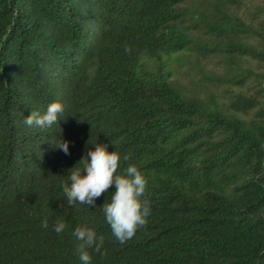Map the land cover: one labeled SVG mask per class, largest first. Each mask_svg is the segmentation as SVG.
Here are the masks:
<instances>
[{
  "label": "trees",
  "instance_id": "obj_1",
  "mask_svg": "<svg viewBox=\"0 0 264 264\" xmlns=\"http://www.w3.org/2000/svg\"><path fill=\"white\" fill-rule=\"evenodd\" d=\"M194 1L0 0V264H81L78 226L104 237L91 264H264V23H239L253 43L225 42L229 0ZM215 56L248 86L229 108L178 85L179 65ZM55 101V124L25 123ZM97 143L148 181L147 225L123 244L103 212L114 185L93 207L63 191Z\"/></svg>",
  "mask_w": 264,
  "mask_h": 264
},
{
  "label": "clouds",
  "instance_id": "obj_2",
  "mask_svg": "<svg viewBox=\"0 0 264 264\" xmlns=\"http://www.w3.org/2000/svg\"><path fill=\"white\" fill-rule=\"evenodd\" d=\"M64 110L65 105L60 101H55L48 105L43 114L38 110H33L26 117L25 123L38 128L50 127L58 121ZM51 142L54 148L70 155L69 141L60 139ZM108 148L109 145L106 143H97L94 150L87 151L81 159L83 166L71 172L70 186L64 185L63 191L69 205L78 202L93 207L102 194L108 192L114 185V194L110 202L104 203L103 212L112 234L123 244L131 239L139 229L147 225V218L151 214L150 202L144 199L148 181L136 165H129L121 173L119 171L121 158L127 161L129 156L125 154L121 157L116 145L115 151H109ZM41 226L48 227L47 219L41 222ZM64 228L65 224L57 221L55 231L59 233ZM73 235L79 242L77 250L81 264H91L90 249L102 256L106 255V252L101 251L104 237H97L94 229L78 226Z\"/></svg>",
  "mask_w": 264,
  "mask_h": 264
},
{
  "label": "rangeland",
  "instance_id": "obj_3",
  "mask_svg": "<svg viewBox=\"0 0 264 264\" xmlns=\"http://www.w3.org/2000/svg\"><path fill=\"white\" fill-rule=\"evenodd\" d=\"M194 4L201 8L213 10V0H195ZM222 11L226 15L228 22L225 35L222 37L210 38L212 43L220 41H246L253 43L252 31H245L240 22L246 24L248 28H258L264 23V0H229ZM220 16L222 12H219ZM222 38V39H221ZM233 46H228L231 49ZM236 51V49H233ZM234 56V54H232ZM231 69L240 71L241 68L255 67L253 62H247L245 58L235 59L230 62ZM226 65L220 56L210 59L192 58L190 62H184L176 68L178 85L188 95L197 97L207 105L214 107H230L233 95L240 90H247L248 86L231 87L225 81L224 72Z\"/></svg>",
  "mask_w": 264,
  "mask_h": 264
}]
</instances>
